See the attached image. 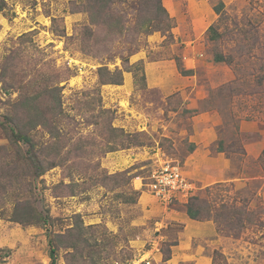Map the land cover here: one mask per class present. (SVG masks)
Returning a JSON list of instances; mask_svg holds the SVG:
<instances>
[{
    "label": "rangeland",
    "instance_id": "374dc122",
    "mask_svg": "<svg viewBox=\"0 0 264 264\" xmlns=\"http://www.w3.org/2000/svg\"><path fill=\"white\" fill-rule=\"evenodd\" d=\"M81 2L0 0V244H12L0 260L51 264L52 240L57 264H191L172 258L208 231L188 221L191 202L229 237L230 260L196 241L215 263L264 264V0H162L170 28L141 34L146 44L127 60L114 52L132 48L131 29L148 15L113 6L132 18L122 33ZM102 67L123 70L121 84H102ZM18 126L40 157L59 163L30 184L46 224L11 220L7 196L31 179L28 145L12 139ZM193 163L198 174L225 176L200 180ZM163 165L193 181L188 198L165 205L152 194L145 182Z\"/></svg>",
    "mask_w": 264,
    "mask_h": 264
},
{
    "label": "trees",
    "instance_id": "16d2710c",
    "mask_svg": "<svg viewBox=\"0 0 264 264\" xmlns=\"http://www.w3.org/2000/svg\"><path fill=\"white\" fill-rule=\"evenodd\" d=\"M81 4L85 7V11L91 13V16L94 15L93 13L99 15H103V13H107L109 15V19H112L113 24L116 26L117 32H128L130 31L129 28L124 27L127 22H129L132 18L128 16L129 14L125 11L122 15L118 14L115 16L112 12L113 6L118 5L125 8L134 9L139 13H145L148 17H144L143 19H138L135 21L134 27L131 29L132 37L134 41H132V48L123 47L121 51L114 52V55H120L121 57L125 58V60L129 59V55L133 54L137 50V46L140 47L142 44H146L145 40H140V35H149L155 31L163 29V27H169L172 23V19H170L167 10L164 8L162 4V0H82ZM223 3L218 4L215 6V11L217 14H221L223 10ZM262 20H258V23H255L256 26L259 28L261 26ZM98 23V22H97ZM104 24V23H103ZM105 25V24H104ZM211 36L218 37L220 32L216 28V24L211 25L210 27ZM89 37L95 36V31L93 30ZM137 45V46H136ZM217 61H228L229 63L232 62V56H229V59L226 55L218 54ZM126 71L130 70L129 68L125 69ZM100 71L103 72L100 76L101 83H113V84H121L123 81V70L116 69L114 72H110L106 67L100 68ZM183 74L189 73L190 70H181ZM39 98V97H38ZM34 99H37L35 97ZM32 124H36L33 122ZM33 128V127H32ZM35 128V126H34ZM17 130L19 132H13V141L15 144L20 146L28 145V150L21 152L23 153L24 157L22 162L29 166L30 172L26 174L31 179H28L27 185L18 182L16 193L11 197L10 193L7 197L14 200V207L13 213L11 216V220L22 222V223H48L51 219L50 212L48 208H39L40 202H35L33 200V196H35V192L32 186H30L33 181L38 179L39 177L43 176L49 169L56 167L59 163L55 160V158H47V157H40V155L36 152L35 147L36 143L33 141V137L23 132V128L18 126ZM18 159V157H17ZM20 160V159H19ZM21 161V160H20ZM1 186V182H0ZM7 186L2 185V191H5ZM8 190L5 192L6 194ZM139 194V192H137ZM197 198L198 196H192L190 199ZM125 202H135V198L131 196H127L125 198ZM203 209L204 207L200 208L199 205L196 203H188L187 204V213L189 217L196 220H204L210 218H203ZM214 220V219H213ZM215 221V220H214ZM216 222V221H215ZM217 223V222H216ZM50 245V257H51V264H57L56 258V248L52 245V240H49ZM171 255V254H170ZM169 255V256H170ZM168 256V257H169ZM171 257V256H170ZM169 257V258H170ZM168 258V259H169Z\"/></svg>",
    "mask_w": 264,
    "mask_h": 264
},
{
    "label": "crops",
    "instance_id": "0c3cea01",
    "mask_svg": "<svg viewBox=\"0 0 264 264\" xmlns=\"http://www.w3.org/2000/svg\"><path fill=\"white\" fill-rule=\"evenodd\" d=\"M197 141V140H195ZM194 147V145L192 146V148ZM197 153L199 150L198 148V145L196 147V150ZM199 163L201 166H207V162L203 161V162H197ZM209 164L211 165V163L209 162ZM212 166V165H211ZM191 170L193 171V173L195 174V176L198 174L196 173V171L198 169H196L195 167V163L192 164V167H191ZM214 170V167L201 174H198L197 177L201 179H208L210 177H212L211 175L214 173H217V175H220V176H225V172L222 171L221 169H219L218 171ZM187 218H188V221H192L193 223L197 224L196 227L197 228H202L204 230H208V231H200L199 234L201 236H203V239L205 240L204 242L207 243L206 241H209V243H207L210 247H213V249H215L216 247L217 248H221V250L223 251L224 255L227 254V258L228 260L232 259V258H229L228 255H234L235 253H233L228 244H227V239H229V237H226V236H223L221 233H217V229H216V223L213 221V220H208V221H201V220H196V219H192L191 217H189L188 213L186 214ZM0 234H2V232L0 231ZM200 235H196L195 236V233L193 234V236L191 237V239L189 241L185 240V241H181V243H179L178 248H176L174 251H173V254H172V258H176V257H179V256H185V259L189 258L191 259V264H217L215 263L214 261V254L213 255H208L207 254V250L209 248H207V246H203L201 244H198L199 242V238H200ZM217 236H218V239H217ZM210 237V239H209ZM198 238V239H197ZM198 240V242L196 243V241ZM185 244V245H184ZM4 247H9L11 248L12 247V244L9 242V241H5L4 244H0V248H4ZM183 248H186V252L183 250ZM16 252H13V255L11 256V258H14V256L16 255L15 254ZM214 253V252H213ZM6 262L3 261V260H0V264H5ZM227 264L226 262H223V263H218V264ZM238 262H236V260H233V263L232 264H237ZM248 264H251V263H248Z\"/></svg>",
    "mask_w": 264,
    "mask_h": 264
},
{
    "label": "built area",
    "instance_id": "2783aa9c",
    "mask_svg": "<svg viewBox=\"0 0 264 264\" xmlns=\"http://www.w3.org/2000/svg\"><path fill=\"white\" fill-rule=\"evenodd\" d=\"M146 186L165 205H170L179 197L188 198L194 188L190 180L178 166L163 165L148 176Z\"/></svg>",
    "mask_w": 264,
    "mask_h": 264
}]
</instances>
